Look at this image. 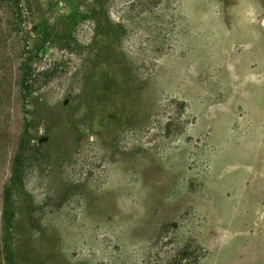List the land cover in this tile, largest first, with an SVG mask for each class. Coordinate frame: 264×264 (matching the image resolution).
I'll return each instance as SVG.
<instances>
[{
    "label": "rangeland",
    "instance_id": "obj_1",
    "mask_svg": "<svg viewBox=\"0 0 264 264\" xmlns=\"http://www.w3.org/2000/svg\"><path fill=\"white\" fill-rule=\"evenodd\" d=\"M26 1L50 39L25 99L0 0V264H264V0Z\"/></svg>",
    "mask_w": 264,
    "mask_h": 264
},
{
    "label": "trees",
    "instance_id": "obj_2",
    "mask_svg": "<svg viewBox=\"0 0 264 264\" xmlns=\"http://www.w3.org/2000/svg\"><path fill=\"white\" fill-rule=\"evenodd\" d=\"M24 0H14V14L16 19L18 20V24H22L23 22H31L33 30H25L23 33V62L21 68V82L20 89L23 94V98L26 99L30 94V90L35 83V79L33 76L34 70L32 66L34 65V61L37 56L40 54V51L45 48V42L50 38L42 39L40 35V26L34 22V12L30 9L29 2L26 1V7H24ZM83 17L82 13L76 11L74 14L70 15L68 18L73 23L79 21V18ZM25 25H23L24 27ZM33 36V37H32ZM10 209V206L8 207ZM11 216L7 217V221L9 222ZM9 262L12 263L11 254L9 255Z\"/></svg>",
    "mask_w": 264,
    "mask_h": 264
}]
</instances>
